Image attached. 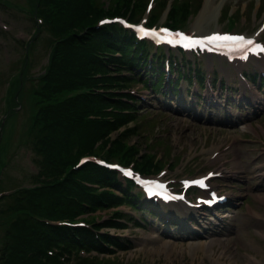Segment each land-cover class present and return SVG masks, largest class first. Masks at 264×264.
I'll use <instances>...</instances> for the list:
<instances>
[{
	"label": "rangeland",
	"instance_id": "obj_1",
	"mask_svg": "<svg viewBox=\"0 0 264 264\" xmlns=\"http://www.w3.org/2000/svg\"><path fill=\"white\" fill-rule=\"evenodd\" d=\"M100 1L105 7L125 6L123 0ZM149 2L150 0H137L135 3L134 11L136 15H141V23H146V19L155 15L160 19L158 25L165 24L169 20L167 10H172L175 20H182L183 29L188 31L247 32L257 34L264 40V0H154L153 7L149 8H154L151 12L147 9L150 7ZM205 3L209 8L202 15ZM47 10L48 6L42 0H0V264L4 251L13 252L9 245L13 242L18 246L20 243L17 241L22 239L17 235L20 232L16 229V223L23 224V220L31 222V216L25 217L18 212L22 201L30 204L28 195L40 194L49 198L52 208L56 205L55 208L58 209L60 203L63 204L64 208L58 209L62 214L67 212L66 206L70 205L68 194L60 201L57 199L59 197H55L57 190L54 186L42 187L49 180L44 176L38 178L35 174L37 168L34 163L35 152L32 150L41 134V127L44 126L40 123V116L46 115L44 108L47 105H57L60 110L69 106V93L57 98L43 93L46 92L44 76L50 64L53 43L45 29L38 25ZM92 45L90 43L93 49L97 46ZM77 50L82 52V47ZM186 59L197 63L196 57ZM258 65L264 68V59ZM205 68L208 76H203L202 81L194 86L190 84L193 86L191 89L185 83L183 85L185 91H193L192 101L187 96L179 99L176 96H162L160 91L150 93L134 79H128L127 86L113 84L112 87L119 89L121 94L130 91L137 100L141 99L137 105L139 113L134 114L133 120L99 141L93 153L109 156L115 159L114 162H126V165L132 167L137 165L138 160L149 159L158 167L160 175L175 180L176 184L182 178L205 174L208 170H229L225 174L222 172V176L214 180V185L228 195L231 206L228 211L232 216L219 221L224 232L211 237L203 236V229L197 236L193 232L179 231L178 225L193 224L184 220L186 211L190 214L188 218L202 220L194 224L208 225L205 218L207 212L184 206L186 211L182 208L172 210L179 216V224L167 227L162 219L155 218L146 228L137 226L124 215L131 209L128 206L106 207L90 214L77 210L70 215L75 217L74 220L88 223L83 226L88 231L98 236L100 233L116 234L129 238L131 242L118 247L111 244L106 251H79L74 248L68 254H63L49 250L50 259L56 258L61 264H216L219 260L222 264H231L236 260L240 262L242 257L247 260L255 256L258 257V263H264V177L254 176L253 172L249 175L242 174L241 169L235 166L237 158L243 159L244 166L258 169V173L264 175V82L260 80L262 84H248L238 80L237 70L233 71L229 66L226 68L230 71L220 73L217 79L213 73L216 69L220 72L221 65L212 69L207 63ZM96 69L105 73L104 68ZM257 71L264 78V71ZM225 77L231 79L225 80ZM112 78L102 79L110 82ZM219 80L220 84L230 90V96H233L232 90L237 89L241 102L253 97V102L243 110L236 109V105L228 101V106L237 114L242 112L252 116V130L238 133L223 123V117L210 114L206 106L198 109L203 102H198L199 95L211 100L213 105H221L220 100H233L214 95L213 87ZM103 86L109 87L106 84ZM91 110L98 121L105 117L104 105L93 104ZM219 119H222L221 122ZM232 172L236 174H231ZM81 177L87 181L94 180L88 173ZM86 187L104 191L98 185ZM17 188L22 193L15 195L13 190ZM9 193L15 196H10ZM34 201L43 205L40 198ZM250 204L253 206L251 211L246 208ZM95 205L100 207L103 203L97 201ZM71 208L68 213L74 209ZM226 210L225 208L224 211ZM119 211L124 212L122 214L128 220L125 228L109 225L111 222L108 220L117 216L114 212ZM139 214L144 213L140 211ZM202 216L204 217L201 219ZM216 229L218 228L214 227ZM249 230L253 232L248 233ZM193 237L197 238L188 239ZM211 238L215 240H210ZM226 238L229 240H224ZM61 243L69 247V243ZM37 247L39 246L35 244L34 248ZM41 247L45 249L43 245ZM32 254L33 251L28 248L22 258L9 254L7 264H26L27 261L31 264ZM215 258L217 260H213Z\"/></svg>",
	"mask_w": 264,
	"mask_h": 264
},
{
	"label": "trees",
	"instance_id": "obj_2",
	"mask_svg": "<svg viewBox=\"0 0 264 264\" xmlns=\"http://www.w3.org/2000/svg\"><path fill=\"white\" fill-rule=\"evenodd\" d=\"M130 1L123 0L124 7L106 9L96 0H42L48 6V10L50 9V13L47 10L43 14L44 25L54 38V45L58 51V56L54 57L53 60L55 63L50 65L49 72L44 78L47 82L46 88L52 93L69 92V96L67 97L69 99L68 107L59 110L58 106H48L44 110L46 117L43 121L46 123L41 130L38 140V149H46L43 152L42 169L43 171L46 170L45 172L50 170L49 173L52 175L57 189H62L65 184L67 185L65 187L77 189V183L71 180L74 176L78 177V175L85 172L95 174L101 184L106 183V175L113 174V172L97 166L92 161H89L90 163H87L78 170L75 168L74 163H72V159L73 153H77V156L91 153V149L96 142L103 140L117 128V124L119 123H112L105 119L98 121V118L90 119L89 114L93 113L91 110V105L93 104L123 109L119 105L113 104L107 94L98 91L102 83L106 82L107 79L96 78L97 76L93 71L95 68H105V65L111 63V66H118L121 63L126 64L124 59L109 54H107L109 59H101L97 54H103L106 48L117 49L116 45L118 42L113 39L119 37V30H121V27H117L113 23H101L102 18L114 15L127 16L126 12L129 11L128 5H130ZM130 10L133 11V7ZM133 15L127 17L133 19ZM90 43L93 45L101 43V49H95V47L93 49L88 46L83 47L84 44ZM74 46L77 48L83 47V52L77 51L75 54L73 50L76 47ZM122 53L127 55L128 50H123ZM111 80L125 81L124 78ZM76 90L81 91L72 95L71 92ZM138 166L143 171H149L153 167L152 163L148 162L147 164L146 160L138 161ZM67 191L68 195L76 196L70 194L72 190L65 189L56 192L57 197H60L57 199L62 201V197H65L63 193ZM81 196L84 199L83 201L90 204L99 200L98 197L89 196L84 193ZM28 197H30V201L32 202L34 199L39 200L40 198L44 206H39L35 202L28 207V212L23 213L25 217L28 215L32 216L31 222L26 223L27 221L23 220L22 225L16 224V229L20 232L17 235L22 239L17 241V243H20L18 246L13 242L9 245V248L12 247L13 252L11 250V253H9L7 250L2 253V264H7L8 259L10 260L9 254L13 256L18 255L22 258L25 256L27 248L33 251L31 264H36L35 261H37V264H44V262L45 264H61L58 260L56 262V260L50 259L44 253L46 252V248H53L58 245V241H56L58 239L68 240L71 245L77 244L78 247L96 244L95 236L87 232L86 229L71 225L60 226L47 220L48 223L44 221L46 218L54 219L59 215V212L55 209L56 205L54 208L51 207L50 210L45 208L50 202L49 198L37 194H32ZM113 199V197H107L104 200L111 201ZM71 200L72 205L77 203V198H71ZM78 201L80 205L85 206V203H82L80 200ZM81 208L86 210L83 207ZM30 211L37 212L40 216L30 213ZM83 242L85 244H82ZM35 243L39 247L34 248ZM58 248L64 249L65 247L58 246ZM26 264H28V261Z\"/></svg>",
	"mask_w": 264,
	"mask_h": 264
},
{
	"label": "snow or ice",
	"instance_id": "obj_3",
	"mask_svg": "<svg viewBox=\"0 0 264 264\" xmlns=\"http://www.w3.org/2000/svg\"><path fill=\"white\" fill-rule=\"evenodd\" d=\"M141 32H143L144 34H148V30L145 29H141ZM168 30L167 29H161L160 32H164L166 33ZM158 34V33H156ZM183 35V34H180ZM186 39H190L187 38ZM204 39L208 40V41H244L246 42L248 45H252L254 44V41L250 38H245L243 36H229V35H219V34H215L213 36H209V37H205ZM198 42V41H196ZM187 46V45H186ZM256 47L260 48L261 51H264V46H260V45H256ZM128 175H132V173H127ZM198 183H202V182H198Z\"/></svg>",
	"mask_w": 264,
	"mask_h": 264
},
{
	"label": "bare ground",
	"instance_id": "obj_4",
	"mask_svg": "<svg viewBox=\"0 0 264 264\" xmlns=\"http://www.w3.org/2000/svg\"><path fill=\"white\" fill-rule=\"evenodd\" d=\"M205 6H206V7L203 9V11H202V13H201L202 15L205 14V13L208 11L209 5L207 6V3H205ZM207 243H208V242H207ZM210 243H211V242H210ZM210 243H209V244H210ZM191 244L193 245V244H195V243H191ZM210 249H211V248H210ZM222 262H223V261H222ZM215 263H216V262H215ZM223 264H224V263H223Z\"/></svg>",
	"mask_w": 264,
	"mask_h": 264
}]
</instances>
